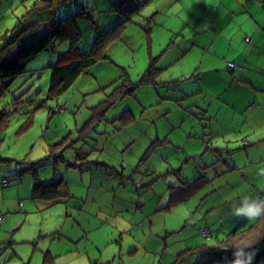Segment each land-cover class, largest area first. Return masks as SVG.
Segmentation results:
<instances>
[{"label": "rangeland", "instance_id": "374dc122", "mask_svg": "<svg viewBox=\"0 0 264 264\" xmlns=\"http://www.w3.org/2000/svg\"><path fill=\"white\" fill-rule=\"evenodd\" d=\"M109 1L0 0V37L82 4L92 13L0 94V264H201L213 256L196 245L239 244L257 223L231 209L264 199L262 0H136L104 56L49 97L52 64L120 17Z\"/></svg>", "mask_w": 264, "mask_h": 264}, {"label": "trees", "instance_id": "16d2710c", "mask_svg": "<svg viewBox=\"0 0 264 264\" xmlns=\"http://www.w3.org/2000/svg\"><path fill=\"white\" fill-rule=\"evenodd\" d=\"M108 3L109 6L116 8V10H119L121 18L119 17L112 27H109L106 30H101L96 35L94 42L91 45L90 51L85 53L80 52L79 47L76 45V43H71L69 47L71 49L68 48L66 50L74 53V55H72L66 61L62 63L56 62L54 66H52L50 83L47 91L49 97L61 94L62 92L67 90L85 68L94 63L98 58L104 56V51L106 50L108 43L114 40L116 37L119 38V32L121 28L125 27V21L130 20L132 15L130 14V11H133L134 9H140V4L136 0H113L109 1ZM262 4L264 6V0H262ZM82 5L81 9L78 10V8H76V11L74 12L67 9L68 15L64 17L58 16L52 12L51 15L47 17L34 19L26 23L17 21L10 30H8L0 37L1 95H3L7 91L10 83L19 74L28 70V68L26 67L27 63L32 60L40 51L48 49L52 41L55 43L57 41H67V39H69L72 42L77 39V37L79 36V32L75 17L79 15L85 17L92 16V13L85 10V8H87L88 6L85 4ZM70 6H72V4H70ZM77 6L78 5H75V7ZM62 9L63 8L61 7L58 14H61ZM63 24L68 25L65 26L64 29H61L64 26ZM156 69L157 68L153 63H149L148 67L145 69L146 76L150 77L151 74L156 71ZM8 115L9 112L4 110L3 107H0V134L7 124ZM95 163H97V161H95ZM101 163L105 165V162ZM89 165L90 160H86V166L88 167ZM27 168L31 167L28 165ZM202 180L207 182V177H202V175L199 176V178L194 180L195 184L193 183L192 188L194 190H196L197 187L200 188L202 184H204L201 182ZM44 184H47L50 187H55L56 185L57 187L58 181L52 180L49 182H44ZM262 192L264 194V186ZM60 195H62V192L58 191L57 196L53 197V194L51 192L50 195L45 198H51L50 200H55V198L59 197ZM176 195L177 197H171V200H175L170 201V203L168 204L178 203L182 201V199H185L187 197V194L183 193L182 190H180ZM256 222L257 223L255 227L253 229H250V236L244 235L246 236V238L239 242V244L250 245V248L253 247V243H259L258 246H262L259 250H254L253 248H251V250L255 253L252 264L264 263V215L258 217L256 219ZM234 245L237 244H202L197 245L192 249L195 251L204 250L212 254V258L202 261L201 264H211L215 261L221 262L223 264H230V261L232 259V249ZM182 256H184V254L179 255L178 258H181Z\"/></svg>", "mask_w": 264, "mask_h": 264}, {"label": "clouds", "instance_id": "9594fccd", "mask_svg": "<svg viewBox=\"0 0 264 264\" xmlns=\"http://www.w3.org/2000/svg\"><path fill=\"white\" fill-rule=\"evenodd\" d=\"M261 174L264 175V170H261ZM231 211L236 217L258 218L264 215V199L245 194L237 204L232 206ZM254 255L255 253L251 250L250 245H234L230 264H252Z\"/></svg>", "mask_w": 264, "mask_h": 264}, {"label": "crops", "instance_id": "0c3cea01", "mask_svg": "<svg viewBox=\"0 0 264 264\" xmlns=\"http://www.w3.org/2000/svg\"><path fill=\"white\" fill-rule=\"evenodd\" d=\"M59 63V62H58ZM62 63V62H61ZM55 64V63H54ZM54 64H52V66H54ZM211 164V167H214V166H216L217 165V162H212V163H210ZM213 164V165H212ZM233 165H231V166H229V167H232ZM199 178V177H198ZM197 179V178H196ZM195 179V180H196ZM193 183H194V180L193 181H191V183H189V182H186L185 184H189V185H193ZM195 184V183H194ZM178 203H180V202H178ZM178 203H174V204H168L167 203V206H163V207H167V212L166 213H169V214H171L172 212H173V206L175 205V204H178ZM181 203H182V201H181ZM180 203V204H181ZM197 208L198 207H196L195 209L197 210ZM178 215H179V213H177ZM187 214V212L185 211V212H181V215H183L182 217H184L185 215ZM167 216H172V215H167ZM173 217H178L176 214H173ZM197 218H199V216H197L195 219H197ZM167 225H170V223H168V224H166V226H165V228H166V230L168 229V226ZM207 225H209V223L207 222ZM205 226V225H204ZM202 229H203V226L201 225L200 226ZM197 246V245H196ZM186 249H191V248H185L184 250L186 251ZM190 252H191V250H190ZM57 255L55 254V255H53V257H56ZM181 258H183V256L181 257Z\"/></svg>", "mask_w": 264, "mask_h": 264}, {"label": "built area", "instance_id": "2783aa9c", "mask_svg": "<svg viewBox=\"0 0 264 264\" xmlns=\"http://www.w3.org/2000/svg\"><path fill=\"white\" fill-rule=\"evenodd\" d=\"M230 65H232V63H230ZM3 216L1 215L0 218H2ZM202 234H204L205 236H207L209 234V230L208 229H202L201 230Z\"/></svg>", "mask_w": 264, "mask_h": 264}]
</instances>
